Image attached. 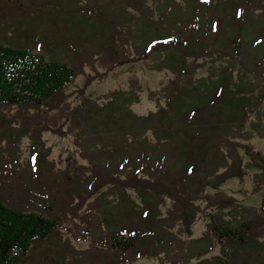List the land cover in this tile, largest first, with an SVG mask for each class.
I'll return each mask as SVG.
<instances>
[{"label":"trees","instance_id":"obj_1","mask_svg":"<svg viewBox=\"0 0 264 264\" xmlns=\"http://www.w3.org/2000/svg\"><path fill=\"white\" fill-rule=\"evenodd\" d=\"M0 2V17L11 20V34L0 40V138L8 148L31 139L25 168L8 160L0 170V264H126L169 253L188 261L215 245L220 254L197 264H264V201L261 213L241 207L240 215L233 197L205 193L250 167L238 136L264 137L259 119L248 121L264 101V0ZM122 45L170 71L163 104L133 113L140 90L133 80L101 103L83 96L66 105L67 131L87 165L56 170L38 112L63 109L68 84L83 67L118 64ZM207 59L217 66L196 77L199 60ZM5 108L15 112L7 118ZM255 165L258 189L264 164ZM165 198L171 205L163 213ZM199 199L213 207L206 233L185 241ZM72 217L83 224L94 217L82 230L85 249L60 232Z\"/></svg>","mask_w":264,"mask_h":264},{"label":"rangeland","instance_id":"obj_2","mask_svg":"<svg viewBox=\"0 0 264 264\" xmlns=\"http://www.w3.org/2000/svg\"><path fill=\"white\" fill-rule=\"evenodd\" d=\"M150 4H153L150 2ZM0 6H3L0 2ZM8 26H11V20L7 17H0V40L11 34L7 31ZM5 35V36H4ZM25 39L21 37V39ZM123 46V47H122ZM121 46L119 59L122 61L116 65L111 62L104 65L97 62L93 66H84L83 72L78 74L66 89V100L63 109H56L52 111H39L42 122L47 124L48 128L41 133V141L45 148H48L49 153L47 160L52 161L56 170L64 169L68 163H75L76 165H87L86 160L80 156L79 148L74 143L73 135L67 131L68 121L65 119V106L73 107L78 104L83 96H89L96 102L101 103L105 100L108 92L113 90H128L130 82L135 80L140 88L138 91L139 99L132 103L129 107L133 113L143 115L149 111L156 110L158 105L163 104V97L160 89L166 84L171 77V73L167 69L156 68V58L152 55L141 58L136 54L133 45ZM35 52L42 53L41 50ZM200 64L196 70V77H205L213 70V66H217V62L211 60H199ZM112 64V65H111ZM88 81V82H87ZM15 108H5L3 114L9 118L10 114L14 113ZM257 115V117H256ZM259 119L264 127V101L257 107V112L251 113L249 122H254ZM246 123L245 130L251 131L250 123ZM13 125H17L16 122ZM60 128L59 131H56ZM245 133V132H244ZM240 143L247 145L246 148H240V153L244 162H250V167L246 169V173L242 178H230L222 183L217 190L206 188L205 193L214 194L219 191L225 195L231 196L235 199V208L237 214L241 213V207H253L258 212L262 201H264V185L256 189L254 174L259 171L256 167V162L264 164V137H261L254 131V134L249 139H244L243 136L236 138ZM31 139L28 136H22L16 142L15 148L8 145L4 139L0 138V170L5 168L6 161H15V168H25L27 158L29 157ZM69 160L66 161L65 160ZM74 160V161H73ZM67 163V164H66ZM68 167V166H67ZM134 199L137 200L136 195L129 191ZM199 206V212L191 225V234H182V239L188 241L189 239L198 238L206 233L207 216L206 213L212 212L213 207H207L206 201L199 199L196 201ZM171 203L169 199L165 198L161 210L164 213ZM84 208V207H83ZM226 217H233L232 209H225L223 211ZM79 213L81 211L79 210ZM88 216V215H87ZM73 218V217H72ZM68 218L61 223L60 232L66 240L70 241L71 245L77 250H82L88 247L89 240L82 232L84 226L93 227V218H85L86 224H83L76 218ZM177 227V226H176ZM175 227V228H176ZM264 237V235H263ZM260 237V240L263 239ZM185 254V253H184ZM220 254V248L215 245L214 248L200 256L192 257L188 261L182 260L180 255L173 253L161 254L159 256H141L126 264H197L198 260L203 257H210L212 255ZM183 255V254H181ZM181 260L179 259V257ZM186 261V262H185Z\"/></svg>","mask_w":264,"mask_h":264}]
</instances>
